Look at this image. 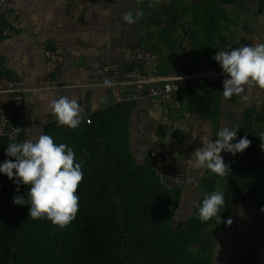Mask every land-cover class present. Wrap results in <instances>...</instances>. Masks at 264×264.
Listing matches in <instances>:
<instances>
[{
	"label": "crops",
	"instance_id": "obj_1",
	"mask_svg": "<svg viewBox=\"0 0 264 264\" xmlns=\"http://www.w3.org/2000/svg\"><path fill=\"white\" fill-rule=\"evenodd\" d=\"M131 9L125 0L16 1V10L23 16L22 28L0 37V72L10 78L26 76L29 89L25 92L23 112L35 124L31 139L45 134V125L56 121L49 104L62 96L75 99L88 116L118 108L115 117L124 118L125 138L112 149L114 156H132L135 164L143 165L151 148L161 145L171 166L185 177L174 226L182 229L188 220L199 217L198 208L205 193L220 191L226 203L220 208V215L205 221L198 247L207 248L212 264H231L226 246L229 241L255 264H264V150L260 147L264 142V89L248 86L244 93L226 99L222 84L209 82L192 87L180 92L182 108L175 119L165 115L158 98L118 104L110 88L90 82L101 63L128 62L140 43L136 23L129 25L123 20ZM261 17L254 18L255 23L246 28L248 31L241 34L240 40L232 41V48L264 43ZM47 50L62 54L63 65L50 64ZM156 54L157 67L163 74L221 68L212 54L203 55L195 68L188 62L184 67H175L173 62L162 65ZM47 75L52 76L53 84L41 86L39 82ZM245 95L246 101L242 99ZM7 97L0 93V102L8 103ZM237 126L239 130L232 142L247 136L251 144L236 155L221 152L229 166L225 176L196 166V149L215 141L222 128Z\"/></svg>",
	"mask_w": 264,
	"mask_h": 264
},
{
	"label": "trees",
	"instance_id": "obj_2",
	"mask_svg": "<svg viewBox=\"0 0 264 264\" xmlns=\"http://www.w3.org/2000/svg\"><path fill=\"white\" fill-rule=\"evenodd\" d=\"M116 111L92 115L91 123L83 119L76 129L57 121L45 125V134L71 147L76 162L83 161L84 177L75 219L60 228L44 218L49 234L42 242H30L27 235L35 221L29 206L13 203L15 196L27 199L30 186L0 173V264H125L128 255L139 264H212L207 248L198 247L205 221L194 217L182 229L173 224L181 188L164 186L146 162L114 156L112 149L125 138V121ZM13 142L23 138H0V164L15 160L6 155Z\"/></svg>",
	"mask_w": 264,
	"mask_h": 264
},
{
	"label": "clouds",
	"instance_id": "obj_3",
	"mask_svg": "<svg viewBox=\"0 0 264 264\" xmlns=\"http://www.w3.org/2000/svg\"><path fill=\"white\" fill-rule=\"evenodd\" d=\"M153 6L152 3L149 4V7ZM142 16L143 12L138 11L134 16L129 10L123 15V20L131 25ZM261 19L264 20V17ZM213 58L227 77L223 80V96L226 99L244 93L248 86L264 89V43L253 42L251 45L235 48L226 45V50L217 51ZM242 99L246 101L248 97L245 95ZM49 109L56 117L58 126L76 129L84 119L78 102L66 96L54 99L49 104ZM20 130L19 127L12 128V133L15 135ZM238 130V126L233 129L224 127L218 131L215 141L196 149L193 153L196 166L205 167L218 176H225L229 166L221 152L236 155L251 144L247 136L232 142L236 139ZM261 140L264 141V136H261ZM260 147L264 150V142ZM6 155L14 157L15 160H5L0 164V173L6 174L9 179L15 177L18 185L30 186L28 198L25 199L23 195L15 196L13 203L28 205V215L33 220L47 218L60 228L68 226L79 211L77 190L84 177L83 161L76 162L74 150L65 143H55L52 136L42 134L34 140L8 144ZM225 203L224 193H205L198 208L199 219L208 221L218 213L220 215V208Z\"/></svg>",
	"mask_w": 264,
	"mask_h": 264
},
{
	"label": "built area",
	"instance_id": "obj_4",
	"mask_svg": "<svg viewBox=\"0 0 264 264\" xmlns=\"http://www.w3.org/2000/svg\"><path fill=\"white\" fill-rule=\"evenodd\" d=\"M17 0H0V37L12 35L22 28L23 16L16 10ZM6 27L4 28V24ZM50 64L62 66L64 56L55 50H47ZM128 62L112 61L101 63L92 77L91 85H102L110 88L117 103L137 101L145 98H158L164 105V113L170 119L178 117L182 108L180 92L187 91L198 85L217 83L223 85L226 75L222 68H206L182 74H163L157 67V54L145 46H136ZM54 82L52 76H45L39 84L50 86ZM109 82V83H106ZM29 89L26 76L18 74L10 78L0 72V93L6 94L8 103L0 102V138L8 137L12 141L31 139L30 133L35 127L34 122L23 112L25 92ZM82 116L91 123V117ZM19 127L17 134L12 128ZM159 180L172 188H182L185 185L184 175L175 170L166 159L164 148L154 145L146 160ZM227 248L231 253V264H255L243 251H239L228 241Z\"/></svg>",
	"mask_w": 264,
	"mask_h": 264
},
{
	"label": "rangeland",
	"instance_id": "obj_5",
	"mask_svg": "<svg viewBox=\"0 0 264 264\" xmlns=\"http://www.w3.org/2000/svg\"><path fill=\"white\" fill-rule=\"evenodd\" d=\"M125 1L130 3L134 16L143 12L136 22L140 39L137 46L155 50L162 65L173 62L175 67H184L188 62L195 68L203 55L214 56L233 40H240L241 34L248 31L246 27L255 23L254 18L264 14V0ZM150 3L154 6L149 7ZM48 234L44 218L27 226L30 242H42ZM124 262L139 264L134 255L126 256Z\"/></svg>",
	"mask_w": 264,
	"mask_h": 264
}]
</instances>
